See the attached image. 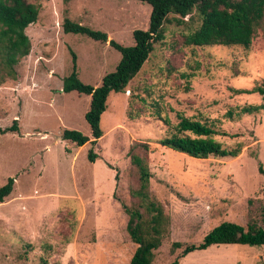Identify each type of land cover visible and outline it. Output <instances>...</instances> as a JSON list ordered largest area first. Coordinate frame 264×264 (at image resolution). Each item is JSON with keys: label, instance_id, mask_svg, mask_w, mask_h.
Here are the masks:
<instances>
[{"label": "rangeland", "instance_id": "374dc122", "mask_svg": "<svg viewBox=\"0 0 264 264\" xmlns=\"http://www.w3.org/2000/svg\"><path fill=\"white\" fill-rule=\"evenodd\" d=\"M40 5L26 28L27 56L12 68L0 58V186L14 177L0 203V264H129L137 247L126 229L124 206L138 181L131 145L148 161L149 190L169 218L152 264H169L185 244L198 243L222 221L264 227V111L229 119V108L262 101L259 94L232 96L264 80V15L255 43L194 46L183 43L200 24L195 10L164 23V39L123 92H111L101 115L102 136L90 142L62 139L64 128L91 136L84 118L90 96L61 90L76 54L79 78L97 85L114 70L120 52L108 42L65 33L64 18L105 31L123 45L132 31L146 29L151 7L139 0H29ZM181 21V22H179ZM70 48V49H69ZM169 109L214 121L223 146L242 144L235 157L195 158L163 146L172 128ZM160 116V117H159ZM175 122H173V125ZM175 241L183 243L172 250ZM179 264H264V245H212L179 258Z\"/></svg>", "mask_w": 264, "mask_h": 264}, {"label": "trees", "instance_id": "16d2710c", "mask_svg": "<svg viewBox=\"0 0 264 264\" xmlns=\"http://www.w3.org/2000/svg\"><path fill=\"white\" fill-rule=\"evenodd\" d=\"M150 5L149 24L146 29L136 28L132 31L134 43L123 45L109 38L105 31L93 29L87 25L64 18L62 29L65 33H79L93 40L108 42V45L120 52V59L114 70L106 73L97 85L83 82L79 78L75 52L72 55L71 72L63 78L61 90L64 92L77 91L90 96L89 107L84 118L90 126V134L80 130L64 128L62 139L82 146L87 142L92 145L87 157L94 161L98 156L93 151V145L102 136L100 119L107 107V98L111 92H123L132 78L139 72L149 58L157 43L164 39V23L167 15L173 13L184 20L195 10L200 16V24L187 34L185 45H240L250 47L255 43L256 33L264 15V0H139ZM40 5L29 0H0V58L9 68L15 66L19 59L29 54L31 41L26 28L37 21ZM181 22V21H179ZM259 50H264V45ZM259 94L262 101L257 104H243L229 108L224 113L229 119L240 117L243 114H252L264 111V80L261 84L250 88H234L232 96ZM172 118H165L166 125L172 128L169 135L163 137L160 143L174 151L185 153L195 158L235 157L242 144L238 142L233 147L223 146L213 136L225 134L221 132L214 121H207L202 117H193L182 111L169 109ZM160 117V116H159ZM173 122L175 124L173 125ZM17 120L12 125L0 127V132L18 131ZM136 148L147 145H131L128 150L130 163L135 168L138 184L130 190V194L138 200V204L125 205L128 215L126 229L131 240L137 247L129 264H152L154 251L161 245L164 233L167 230L169 218L164 213L163 206L156 201L149 190L151 172L148 161ZM258 170L264 176L261 163ZM14 177H8L0 186V203L13 190ZM264 210V196L262 201ZM264 245V227L252 220L245 226L233 221H222L211 228L198 243L185 244L175 241L172 250L183 246L181 253L169 264H179V258L194 250H203L212 245ZM41 264H48L45 259Z\"/></svg>", "mask_w": 264, "mask_h": 264}]
</instances>
